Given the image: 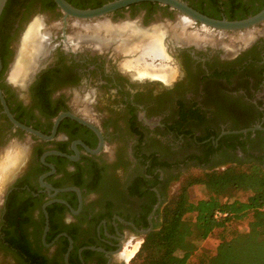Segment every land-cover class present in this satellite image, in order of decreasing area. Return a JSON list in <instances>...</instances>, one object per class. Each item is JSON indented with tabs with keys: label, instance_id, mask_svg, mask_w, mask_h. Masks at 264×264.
I'll list each match as a JSON object with an SVG mask.
<instances>
[{
	"label": "flooded vegetation",
	"instance_id": "flooded-vegetation-1",
	"mask_svg": "<svg viewBox=\"0 0 264 264\" xmlns=\"http://www.w3.org/2000/svg\"><path fill=\"white\" fill-rule=\"evenodd\" d=\"M66 1L91 8L110 0ZM183 1L226 19L264 4ZM53 3L45 9L41 0H13L0 13V93L15 120L44 135L14 125L0 102V157L10 142L24 148L0 185V264H133L138 248L129 252L160 227L189 173L233 165L264 171V20L243 31L250 38L232 55L209 45L165 50L154 66L174 68L167 80L135 78L113 62L122 54L73 48L59 29L50 60L17 88L8 71L18 38L39 12L61 19ZM137 9L141 27L148 15L160 16L154 24L175 13L141 1L109 17L131 18ZM63 113L72 116L55 124Z\"/></svg>",
	"mask_w": 264,
	"mask_h": 264
},
{
	"label": "trees",
	"instance_id": "trees-1",
	"mask_svg": "<svg viewBox=\"0 0 264 264\" xmlns=\"http://www.w3.org/2000/svg\"><path fill=\"white\" fill-rule=\"evenodd\" d=\"M12 2L7 0L3 16ZM41 4L45 9L54 5L52 0H41ZM193 183L202 184L206 193L195 201L184 194ZM239 190L247 192L244 199L233 197ZM263 200L264 171L256 166L233 165L187 178L165 207L160 227L150 231L141 242L133 256L138 259L135 264H188L192 255L196 257L194 264H264ZM216 210L226 215L215 217ZM192 213L193 220L186 218ZM243 220L246 230L241 231L234 224ZM214 231V252L194 253L192 234L206 239Z\"/></svg>",
	"mask_w": 264,
	"mask_h": 264
},
{
	"label": "bare ground",
	"instance_id": "bare-ground-1",
	"mask_svg": "<svg viewBox=\"0 0 264 264\" xmlns=\"http://www.w3.org/2000/svg\"><path fill=\"white\" fill-rule=\"evenodd\" d=\"M136 21L138 20L113 23L103 18L80 24L73 22L86 30L83 33L74 31L65 43H69L73 48L77 47L79 42L86 43L88 48L93 50L111 49L114 54L123 56L119 68L129 71L135 78L157 76L167 80L174 71L169 63L166 62L158 67L149 64L156 58L163 61L167 58L165 37L172 39L168 41H174L172 43L175 44H198L200 41L199 37L188 29L183 19L172 23L169 21L154 23L147 27H141ZM45 27H47L45 20L37 17L30 22L22 34L15 59L8 71V79L20 87L30 78L46 53L51 32ZM248 33V31L243 32L237 37L246 43L250 38ZM147 58L151 61H147ZM18 144L10 142L0 157V185L6 175H9L14 163L24 153V148L21 147L23 145ZM135 250L136 248L129 252L128 256H131Z\"/></svg>",
	"mask_w": 264,
	"mask_h": 264
},
{
	"label": "water",
	"instance_id": "water-1",
	"mask_svg": "<svg viewBox=\"0 0 264 264\" xmlns=\"http://www.w3.org/2000/svg\"><path fill=\"white\" fill-rule=\"evenodd\" d=\"M5 1L6 0H0V13L5 4ZM53 1L55 2L57 7L62 12V18L57 21L48 23L43 14L37 13L33 15L32 18L26 23L23 31L21 32L18 38L13 61L15 59V56H16V53H17V50L20 44V39L22 37V34L24 33L27 26L30 24V22L34 18H37V17L43 18L46 22L48 29L51 32L49 36V43L47 45V50H46V53L43 59L41 60V63L33 71V73L31 74L30 78L26 81V83L22 87L16 86L17 88H26L27 84L33 78L34 74L39 69L44 67L46 63L50 60L51 51L54 48V46L58 43V41L54 40V38L56 37L57 30L59 29L62 30L61 40L65 43L69 35H71L74 31L83 33L86 30V29H83L82 26L77 25V24L85 23V22H94L96 20L103 19V18H106L108 21L113 22L109 17L111 12H113L115 9L125 7L132 3L141 2V1H153V2H158L159 4H162V5L169 6V8L175 10V13L172 19L165 18L164 21H169L170 23H172L178 19H183L185 20L188 29L192 31L194 35L199 37L200 41L198 44H194V43L175 44L167 40V43L165 45L166 50L170 49L171 51H173L172 49L178 45L179 46L180 45L181 46L193 45L195 47H202V46L209 45V46H220L225 50V55H232L241 47V44L245 43L243 42V40H241L237 36L240 35L244 30H247L250 27L254 26L255 24L262 22L264 20V4L257 12L247 17H244L241 19H226V18L209 17L197 11L196 9L192 8L183 0H110L99 6L91 7V8H77L69 4L66 0H53ZM137 19L139 21L140 17H138ZM73 22H76L77 24ZM147 26H144V27H147ZM65 30L67 31L65 32ZM168 43L170 44L169 48H168ZM65 44H69V43H65ZM77 44L86 45V43H79V42ZM105 50H108V49H105ZM91 51L93 52V51H98V50L91 49ZM0 66H1V63H0ZM0 102H1V105L3 107V110L6 116L14 125L20 128H23L27 130L28 132H32V133L44 136L40 134L39 132L33 130L29 126H26L18 122L17 120H15L12 117L11 113L9 112L6 106L5 100L3 96L1 95V93H0ZM64 115L72 116L69 113L60 114L58 117L55 118V124H57L58 120Z\"/></svg>",
	"mask_w": 264,
	"mask_h": 264
},
{
	"label": "rangeland",
	"instance_id": "rangeland-1",
	"mask_svg": "<svg viewBox=\"0 0 264 264\" xmlns=\"http://www.w3.org/2000/svg\"><path fill=\"white\" fill-rule=\"evenodd\" d=\"M39 13H41V14H43L44 16H45V19H46V21L48 22V23H51V22H54V21H57V20H59L57 17H55L54 16V14H52V13H49V12H47V11H45V12H39ZM138 17H140L141 18V13H140V11L137 9V12H135L134 14H132V16H131V18H127V17H121V18H117V19H115V20H112L111 18V20L113 21V22H119V21H124V20H135V19H137ZM161 19H160V16L158 15V16H151V15H148V22H146V25H149V24H151V23H153V22H156V21H160ZM151 22V23H150ZM122 58H123V56H118V57H115V58H113L112 60H113V62L114 63H117V65L119 66V62L122 60ZM147 61H151V59L150 58H147ZM158 62V63H160V62H164L162 59H160V58H156V59H154V60H152V62L151 63H149L150 65H155L154 63L155 62ZM153 63V64H152ZM162 64V63H161ZM156 65H158V64H156ZM1 157H2V155H1ZM201 174V172H198V171H193V172H191V173H189V176L187 177V178H191V177H196V176H199ZM186 178V179H187ZM186 179H184L183 181H182V183L186 180ZM181 183V184H182ZM181 186V185H180ZM180 186L178 187V189H177V191H176V193H175V195H177V193L180 191ZM184 194L190 199V200H192V201H195V200H197V199H199V198H202V197H204L205 195H206V193H205V189H204V187H203V185L202 184H199V183H193V184H191V185H189V186H187V188L185 189V191H184ZM246 194H247V192L246 191H243V190H239V191H237V192H235L234 194H233V197H235V198H238V199H244L245 197H246ZM186 218H188V219H190V220H193V213L192 214H189V215H187L186 216ZM239 230H241V231H244V230H246V220H243V221H241V222H237L236 224H234ZM195 233L194 234H192V241H193V244H194V253L195 252H201V251H207V252H209V253H213L214 252V250H215V245H216V243H217V231H214V232H212L206 239H199V238H197V237H195ZM141 242H142V240L139 242V243H137L133 248H132V250L134 249V248H139V246H140V244H141ZM136 246H138V247H136ZM132 250L130 251V252H132ZM181 253V251H178V254H180ZM193 253V254H194ZM195 255H192L190 258H189V260H188V264H194L195 263ZM138 261V259L136 258V256L135 257H133L132 259H131V263H133V264H135V262H137Z\"/></svg>",
	"mask_w": 264,
	"mask_h": 264
},
{
	"label": "built area",
	"instance_id": "built-area-1",
	"mask_svg": "<svg viewBox=\"0 0 264 264\" xmlns=\"http://www.w3.org/2000/svg\"><path fill=\"white\" fill-rule=\"evenodd\" d=\"M262 209H263V212H264V200L262 201ZM220 215H226V213H225V212H220V211H218V210H216V211L214 212V216H215V217L220 216Z\"/></svg>",
	"mask_w": 264,
	"mask_h": 264
}]
</instances>
